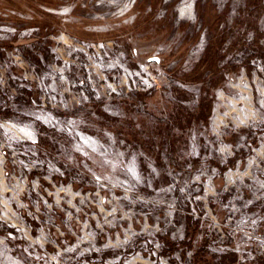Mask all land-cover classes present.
<instances>
[{"label":"rangeland","instance_id":"374dc122","mask_svg":"<svg viewBox=\"0 0 264 264\" xmlns=\"http://www.w3.org/2000/svg\"><path fill=\"white\" fill-rule=\"evenodd\" d=\"M0 264H264V0H0Z\"/></svg>","mask_w":264,"mask_h":264},{"label":"built area","instance_id":"2783aa9c","mask_svg":"<svg viewBox=\"0 0 264 264\" xmlns=\"http://www.w3.org/2000/svg\"><path fill=\"white\" fill-rule=\"evenodd\" d=\"M159 51H161V49ZM198 54H199V48H196L194 51L190 53L189 59L195 58V56H197ZM148 69L149 68L147 66H143L141 68V72L142 74L145 75V77H142L139 72L135 74L140 80L145 90H148L152 87V81H153V77L151 75H148V72H146L148 71Z\"/></svg>","mask_w":264,"mask_h":264},{"label":"trees","instance_id":"16d2710c","mask_svg":"<svg viewBox=\"0 0 264 264\" xmlns=\"http://www.w3.org/2000/svg\"><path fill=\"white\" fill-rule=\"evenodd\" d=\"M170 248L174 251L175 245L174 244H171L170 245Z\"/></svg>","mask_w":264,"mask_h":264},{"label":"water","instance_id":"95a60500","mask_svg":"<svg viewBox=\"0 0 264 264\" xmlns=\"http://www.w3.org/2000/svg\"><path fill=\"white\" fill-rule=\"evenodd\" d=\"M153 60H155V61H158V59H157V58H153Z\"/></svg>","mask_w":264,"mask_h":264}]
</instances>
